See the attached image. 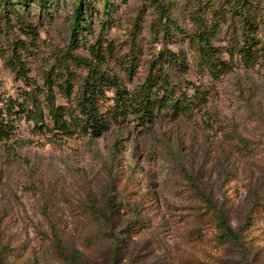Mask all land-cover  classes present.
Segmentation results:
<instances>
[{
    "label": "rangeland",
    "instance_id": "374dc122",
    "mask_svg": "<svg viewBox=\"0 0 264 264\" xmlns=\"http://www.w3.org/2000/svg\"><path fill=\"white\" fill-rule=\"evenodd\" d=\"M33 1L14 0L13 13L0 0L4 102L47 87L51 72L74 76L72 96L54 89L59 104L75 107L89 73L82 59L130 91L161 72L178 96L198 89L208 100L192 117L158 109L143 125L133 115L110 119L116 90L108 88L102 112L110 122L97 135L66 136L14 114L0 145L5 263L110 264L117 235L118 264H264V51L255 61L238 52L249 17L260 24L253 36L264 49V0H110L111 10L105 0H89L90 25L72 41V0H48L47 8ZM200 34L216 50V68L204 64ZM203 194L233 228L252 217L245 248L219 242Z\"/></svg>",
    "mask_w": 264,
    "mask_h": 264
},
{
    "label": "trees",
    "instance_id": "16d2710c",
    "mask_svg": "<svg viewBox=\"0 0 264 264\" xmlns=\"http://www.w3.org/2000/svg\"><path fill=\"white\" fill-rule=\"evenodd\" d=\"M4 2L6 8L16 13L14 0H1ZM27 1V0H26ZM24 0V3L26 2ZM48 0H34L33 3L39 5L41 8L45 7ZM158 2V0H155ZM23 2V1H22ZM22 2L17 4L23 5ZM159 4V3H158ZM91 3L89 0H72L71 6L73 8V20L71 24L72 35L71 41L76 39L78 32L90 25L89 17H85V13H89V6ZM110 0H105V8L111 10ZM160 6V5H159ZM161 11L166 12L167 9L161 4ZM45 14H50L49 11H44ZM4 16L7 17L6 13ZM168 14V12H166ZM245 27L248 32L245 33L243 46H240L238 52L244 56V59L255 61L260 54L264 51L261 46V42L253 36V33L257 31L260 25L253 17L246 18ZM26 24V23H25ZM25 29H31L30 32L38 34L37 27L27 24ZM199 43L202 45L199 50L202 54V58L205 66L209 69L216 68L214 60L216 53L214 47L208 42L206 37L198 35ZM110 53L113 52L112 44L108 45ZM92 55L98 60H105L104 55L99 51H92ZM19 67H13V69L20 74L21 70H24L23 61L20 59ZM82 64H87L89 73L86 78L80 83L77 92L75 93L76 106H68L65 104H59L57 102L55 85L62 91H67V96L74 94L73 87L71 86L70 79H74V76H70L66 79L64 75L58 77L48 73L46 78V86H35L30 90H24L19 100L10 99L5 101L0 97V103L3 106L0 107V145L11 134V122L14 114L21 113L25 115L29 120L36 122L37 125H41V128H49L52 132L64 134L66 136H74L77 133L84 135H97L104 132L108 125L105 114L102 112L103 104L110 98L106 95V89L112 87L115 88V95L112 98L114 106L108 113L111 114L110 119L117 121L121 117L134 116V120L146 125L153 123L156 117L155 111L169 110L173 112V117L178 118L180 116L192 117L195 110H201V106L208 100V97L202 94L201 90L191 97L187 96V93H183L182 96L177 95L175 86H171L167 76L161 72L156 73L154 76H150L147 80V84L143 85L140 90L130 91L121 86V83L116 76H111L107 73H102L98 69L97 65L89 63L86 59H82ZM214 72V71H213ZM68 73V72H66ZM46 117H49L52 121L53 128L45 121ZM203 200L211 212L213 219L217 222L219 233L217 239L222 244L235 243L241 249L245 248L250 241V237L247 235L248 230L252 227L254 220L248 216L238 228H233L231 223L228 222L227 217L224 215V211L217 207L214 202L202 195ZM119 206V204H118ZM111 212L116 210L117 204H111ZM91 212L94 214L99 213L97 207L93 202L90 206ZM103 215V214H101ZM104 216V215H103ZM108 218L107 215H105ZM116 239V248L112 249L111 257L109 258L110 264H118L121 260L120 253V241L117 235H113ZM80 252H74L75 258L81 260ZM8 257L5 255V249H0V264H6L5 259ZM189 264H206L201 263L196 259H185ZM86 264V263H85Z\"/></svg>",
    "mask_w": 264,
    "mask_h": 264
}]
</instances>
